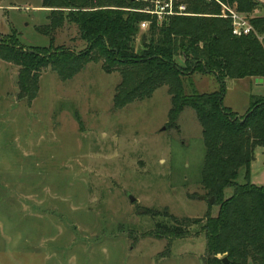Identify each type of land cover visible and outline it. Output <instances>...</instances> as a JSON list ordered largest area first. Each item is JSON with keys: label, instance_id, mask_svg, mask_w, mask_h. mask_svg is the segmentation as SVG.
<instances>
[{"label": "rangeland", "instance_id": "obj_1", "mask_svg": "<svg viewBox=\"0 0 264 264\" xmlns=\"http://www.w3.org/2000/svg\"><path fill=\"white\" fill-rule=\"evenodd\" d=\"M256 8L262 16L264 2ZM48 14L41 0H0V42L86 50L68 22L54 30L49 46L50 36L38 29ZM18 71L0 58V264H202L206 241L199 227L183 238L150 235L156 224L172 226L165 211L191 218L218 212L199 184L204 145L193 109L185 107L170 125L166 85L117 107L121 74L106 72L101 60L69 79L42 68L38 93L27 102L17 98ZM254 79L226 84L223 105L237 116L250 95H264V83ZM182 82L186 94L220 88L211 73ZM248 179L264 187V148L256 149ZM236 180L245 181L244 168ZM231 193L224 189V197Z\"/></svg>", "mask_w": 264, "mask_h": 264}, {"label": "trees", "instance_id": "obj_2", "mask_svg": "<svg viewBox=\"0 0 264 264\" xmlns=\"http://www.w3.org/2000/svg\"><path fill=\"white\" fill-rule=\"evenodd\" d=\"M191 15L172 16L157 24L138 11L143 0H41L48 8L47 25L39 32L50 36L64 22L77 26L87 48L81 53L53 51L48 47L25 48L15 40L0 42V58L19 66L17 98L31 102L38 93L39 72L50 66L69 79L88 61L101 60L106 72L117 70L121 82L114 103L122 107L151 97L167 86L170 125L185 107L196 114L201 127L204 157L199 184L218 212L201 218L177 217L164 212L172 226L156 224L150 235L166 239L191 236L199 227L205 236L202 264H264V187L249 182L250 164L257 148H264V95H250L239 115L223 105L226 84L237 79H264V13L251 20L253 33L234 36L231 22L219 17L220 6L208 0H184ZM249 14L259 0H221ZM261 3V4H260ZM141 31L139 49L136 37ZM183 62L179 64L177 58ZM195 72L214 74L220 88L213 92H184L183 79ZM240 168L245 181L237 182ZM232 193L224 197V189ZM210 205V204H209ZM165 255L164 253L161 256Z\"/></svg>", "mask_w": 264, "mask_h": 264}, {"label": "built area", "instance_id": "obj_3", "mask_svg": "<svg viewBox=\"0 0 264 264\" xmlns=\"http://www.w3.org/2000/svg\"><path fill=\"white\" fill-rule=\"evenodd\" d=\"M214 1L220 6L219 17L226 18L231 22V33L234 36H244L255 34L259 40L261 36L257 35L251 20L260 15V10L255 8L250 14L239 12L236 7L221 0ZM145 5L138 11L149 15L150 19H146L139 24L140 30L148 28L149 23L155 20L157 24H161L163 20L172 16L191 15L187 10V5L184 0H143ZM263 15V14H262Z\"/></svg>", "mask_w": 264, "mask_h": 264}, {"label": "water", "instance_id": "obj_4", "mask_svg": "<svg viewBox=\"0 0 264 264\" xmlns=\"http://www.w3.org/2000/svg\"><path fill=\"white\" fill-rule=\"evenodd\" d=\"M260 1L264 2V0H260ZM256 80H257V81H258V80L262 81V79H256ZM236 117H239V116H236ZM199 197H200L201 200L204 199V196H199ZM128 198H129L130 201H132V200L134 199V198L132 197V195H130V194H128ZM207 200H208V202H209L210 204H212L213 201H214V198H213V197H210V198H208ZM222 261H223L224 264H228V259H227L226 257H224V258L222 259Z\"/></svg>", "mask_w": 264, "mask_h": 264}, {"label": "crops", "instance_id": "obj_5", "mask_svg": "<svg viewBox=\"0 0 264 264\" xmlns=\"http://www.w3.org/2000/svg\"><path fill=\"white\" fill-rule=\"evenodd\" d=\"M255 80V83L257 84V85H262L263 83H264V79H262V81H260V80H256V79H254Z\"/></svg>", "mask_w": 264, "mask_h": 264}]
</instances>
